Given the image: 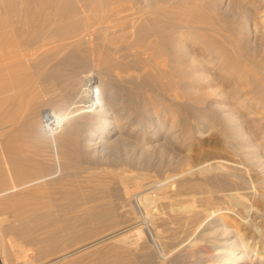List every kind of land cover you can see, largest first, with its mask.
I'll use <instances>...</instances> for the list:
<instances>
[{"label": "bare ground", "instance_id": "obj_1", "mask_svg": "<svg viewBox=\"0 0 264 264\" xmlns=\"http://www.w3.org/2000/svg\"><path fill=\"white\" fill-rule=\"evenodd\" d=\"M7 39L0 264H264V0H0Z\"/></svg>", "mask_w": 264, "mask_h": 264}, {"label": "rangeland", "instance_id": "obj_2", "mask_svg": "<svg viewBox=\"0 0 264 264\" xmlns=\"http://www.w3.org/2000/svg\"><path fill=\"white\" fill-rule=\"evenodd\" d=\"M224 10H225V12H217V14H216V16L217 17H222V18H226L225 17V15H227V17H230V18H232L233 20H236V17L238 16L236 13H234V12H232V11H228V9L227 8H224ZM229 12V13H228ZM12 28H13V23H12V26H11ZM193 43L195 42V40H193L192 41ZM2 47H3V49H0V62H2V61H7V60H9V59H11L10 57H12L13 56V54H11L10 52L11 51H13V40L12 39H7L6 40V42L4 43V44H2ZM200 46L198 45H196L195 46V51L197 52V53H199V54H202L201 53V51L200 50H202L201 48H199ZM252 47H254V46H252ZM37 91L38 92H40V91H42V92H40V94L42 93V94H45V91H44V89H43V85L42 84H40V83H38V85H37ZM197 118V116H192V115H190V120L191 121H193V120H195ZM196 139V138H195ZM194 141H196V140H194ZM199 141V139L197 138V141L196 142H198ZM130 151V152H129ZM124 152H125V154H127L128 153V155H130L129 157H132V155H133V153L131 152V150H121V152H117V154H120V155H125L124 154ZM115 155V154H114ZM111 157H113V156H111ZM148 157V156H147ZM147 157H146V160H144L142 163H140V168L138 169V167H136V166H133V165H130V163H128V164H120L119 162H117V163H115V162H112L110 159H108L105 163H100L99 164V167L98 168H96L95 170L96 171H101V169L102 168H106V169H118V171H121V169L123 170V166L125 165L126 167L128 166V168L130 167V169H132L133 170V172H142V173H146L147 175H151V178L150 179H160V178H163L165 175H170V174H173V173H175L176 172V167H175V165L173 164V163H170L169 162V159H168V155H164L163 154V156H162V158H160V156H156V157H148V159H147ZM145 159V158H144ZM44 160H45V158H44ZM46 166H49L50 164L49 163H47V161H45V163H44ZM142 164V165H141ZM119 165H121V166H119ZM51 166V165H50ZM133 166V167H132ZM161 166V167H160ZM118 167H120V168H118ZM147 168H149V169H147ZM144 171H143V170ZM146 169V170H145ZM138 170V171H137ZM141 170V171H140ZM74 171H76V170H74ZM174 171V172H173ZM88 172V173H87ZM89 174L90 172L89 171H82V172H79V175H82V176H84V174ZM127 174H129V172H127ZM86 176V175H85ZM153 177V178H152ZM182 195H185V194H182ZM53 198L55 197V198H60L61 197V195H59V194H54L53 196H52ZM51 197V198H52ZM60 201L61 200H59L58 201V205L59 206H63V203H64V201H62L61 203H62V205H61V203H60ZM141 211V220L143 221V222H147L148 221V217L147 216H145L144 214H143V212H142V210H140ZM58 214H60V215H63V213L61 212V211H59L58 212ZM1 216V215H0ZM175 223V224H174ZM176 223H178V222H172L171 223V226H177V229H178V227H180L181 225L182 226H184V224H180V223H178V224H180V225H176ZM164 226L165 225H162V227L164 228ZM181 226V230H179V232H178V234L179 235H181V237L179 236V238L180 239H178L180 242H182V243H184L185 241H186V238H187V234H186V232H184V230H183V228L184 227H182ZM183 236V237H182ZM183 238V239H182ZM171 239V238H170ZM185 239V240H184ZM171 241V243H172V241L173 240H170ZM178 242V241H177ZM120 246H121V242H120ZM13 245H12V249H13ZM104 248V250L106 251L107 250V246H102L100 249H103ZM77 261V262H76ZM78 261H79V259H75V260H73V261H71V262H73V264H75L74 262H76V263H78ZM71 262H69V264H72Z\"/></svg>", "mask_w": 264, "mask_h": 264}]
</instances>
